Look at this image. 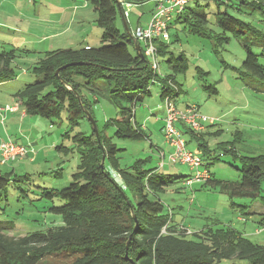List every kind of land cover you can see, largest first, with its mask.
I'll use <instances>...</instances> for the list:
<instances>
[{"label":"trees","instance_id":"obj_1","mask_svg":"<svg viewBox=\"0 0 264 264\" xmlns=\"http://www.w3.org/2000/svg\"><path fill=\"white\" fill-rule=\"evenodd\" d=\"M82 1L91 4L98 13L97 24L103 29L102 44L47 51L32 68L38 79L26 83L14 94L29 115L55 122L67 113L70 130L65 135L71 137L81 159L68 186L43 192V197L51 201H64L50 208L52 213L62 217L63 223L45 231L15 236L7 230L14 229L16 224L0 220V264H38L49 256L69 257V264H220L223 259L264 264V244L254 242L234 227L192 231L184 223L174 222L172 210L159 193L177 179L184 178L186 184L192 175L176 176L158 167L147 168L148 158L122 166L119 154L124 148H120L113 137L140 139L146 136L135 120L138 101L144 95H151V85L155 83L165 97L178 91L175 75L188 70L189 58L184 51H173V39H157L158 55L172 72L155 71L146 57L142 60L139 56L129 28L122 31L118 25L119 17L124 16L125 4L152 0ZM211 2L216 3V11L208 10ZM231 9L247 15L260 13L263 17L264 0H191L175 15L174 21L184 24L192 34L214 37L218 44L228 43L232 37L250 36L261 52H254L251 45L245 44L246 58L239 67L233 68L245 78L264 80V30ZM212 24L220 31H215ZM18 56L16 48L0 51V82L18 77L13 65ZM72 62L78 64L66 66ZM204 88L217 91L213 84ZM102 96L115 107L116 116L106 119L102 128L98 126L99 135L94 129L90 133L72 134L83 120L88 121L86 111L97 121L95 108ZM173 99L177 105L176 98ZM205 126L202 132L186 125L180 128L190 137L187 143L194 141L203 153L204 166L211 173L203 183L219 187L232 198L260 197L263 210L259 213V224L264 227V153L240 154L235 145L240 134L212 148L206 135H220L222 129L212 131L215 122ZM109 127H114L112 136L107 133ZM217 150L221 151L219 155ZM227 154L240 163L241 181L238 183L217 179L211 171L213 161ZM10 182V173L0 174V193L7 190Z\"/></svg>","mask_w":264,"mask_h":264},{"label":"rangeland","instance_id":"obj_2","mask_svg":"<svg viewBox=\"0 0 264 264\" xmlns=\"http://www.w3.org/2000/svg\"><path fill=\"white\" fill-rule=\"evenodd\" d=\"M124 8L129 12L128 16L131 13V16L126 18L130 22L131 34L134 35L135 29L139 27L137 26L139 21L142 26L148 25L147 21L150 18L147 11H144V15H140V12L136 14L135 12L140 8L135 4ZM208 10L216 11V3L211 2ZM231 11L264 30V21H261L264 16L262 17L260 13L247 15L235 9ZM97 16L98 13L91 4H81L78 0H0V51L16 48L19 54L13 62L18 77L4 83L0 82V105L3 107L9 105L6 102L9 101L7 98H10L11 91L14 92L26 83L38 79L32 68L45 57L46 51L79 47L84 38L89 39L94 45H101L103 29L97 25ZM82 17L87 19L84 28L79 25ZM64 21L66 26L61 28V23ZM118 25L122 31L127 30L122 17H119ZM211 26L215 31H220L215 24ZM170 34L173 39L171 45L173 51L176 53L184 51L189 58L188 70L175 75L179 92L174 90L170 96L176 98L181 107L196 104L199 106V115L216 119L215 126L211 130L222 129V132L217 136L206 135L212 148H215L219 142L232 141L235 139V134H240L235 143L240 154L264 153V80L245 78L233 68L239 67L246 58L245 44L251 45V50L254 52H261L255 40L250 36L232 37L228 43L218 44L214 37L190 33L184 24L170 27ZM175 39L178 40L174 42ZM143 44L140 41V45ZM159 60L160 71L163 74L171 73V69L160 57ZM262 62L264 63V58ZM198 67L208 74H202ZM25 71H29L27 75H23ZM209 84L215 85L217 91L206 90L204 86ZM151 88L152 94L144 95L136 106L137 121L146 128V136L140 139L113 137L117 145L124 148L119 154L121 164L127 166L136 159L148 158L147 168L158 167L162 172L176 176L192 175L193 169L189 164L168 161V155L174 151V148L172 146L170 152L171 144L167 141L163 129L165 123L159 121L163 114H166L167 98L160 94L159 84H152ZM2 115L0 113V144L7 138L24 145L31 140L37 143V148H34L35 153H33L36 155L35 160L26 157L2 164L0 158V174L10 173L11 178L7 190L0 193V220L13 221L16 224L14 229L7 230L15 236L37 230L45 231L49 227L61 225L62 217L52 213L50 208L53 205H62L64 201L59 199L51 201L43 197V192L46 189H62L68 186L81 159L75 143L71 137L65 135L66 131L70 130L67 113L65 112L55 122L41 116L34 117L36 122L28 119L22 126L21 133L10 126L9 120H5L7 122L5 124L2 123L5 116ZM95 115L98 126L102 128L106 119L116 116V109L107 97L102 96L95 108ZM89 122L83 120L82 124L75 127L71 133L81 131L90 133L93 125L91 123V126ZM107 133L112 136L114 127H109ZM182 135L186 140L190 138L183 132ZM14 137H18V140ZM189 145L194 148L196 143L190 141ZM59 146L60 149L57 148ZM161 149L167 156L164 167L159 166L160 151L163 159L165 155ZM220 152L217 150L216 154L219 155ZM198 153L203 155L200 150ZM210 167L217 179L234 183L241 181V172L238 169L240 163L230 154L213 161ZM159 195L172 210L174 222H182L192 231L210 227H234L254 242L264 244V227L259 224V213L263 210L260 197L232 198L228 192L220 190L219 187L205 185L203 182H196L191 186L185 185L184 178L177 179ZM262 195H264V182ZM70 262L69 257L49 256L38 264H69ZM220 264L243 263L239 260L223 259Z\"/></svg>","mask_w":264,"mask_h":264},{"label":"built area","instance_id":"obj_3","mask_svg":"<svg viewBox=\"0 0 264 264\" xmlns=\"http://www.w3.org/2000/svg\"><path fill=\"white\" fill-rule=\"evenodd\" d=\"M191 0H158L155 11L148 25L139 26L134 31V36L144 44V53L147 57L150 66L155 71H160V60L156 46V40L161 39L169 41L170 21L173 16L181 13L187 3ZM130 6V4H127ZM128 15V11L125 12ZM164 117V132L167 141L173 146L174 151L169 156L171 163H186L193 169L192 176L187 179L186 184L191 185L194 182H203L210 177V171L204 166V160L199 153H196L188 148L187 140L182 135L181 125H186L193 130L203 131L205 123H214L216 119L199 115L198 106L195 104L189 105L186 109L177 107L173 97H166ZM15 106L0 105V113L15 110ZM35 149L32 145H24L11 138L2 140L0 144L1 163L7 164L22 158L30 157ZM164 154V153H163ZM160 165H164L162 152H160Z\"/></svg>","mask_w":264,"mask_h":264},{"label":"crops","instance_id":"obj_4","mask_svg":"<svg viewBox=\"0 0 264 264\" xmlns=\"http://www.w3.org/2000/svg\"><path fill=\"white\" fill-rule=\"evenodd\" d=\"M77 1V0H76ZM79 1V3H80V1H81V4H85V5H87V4H89L88 2H84V1H82V0H78ZM157 2H158V0H152V1H148V2H145V3H142V4H135V6H137V7H139L140 8V10H138V11H134L136 14H137V12L139 13L140 12V15H144V11H147L148 13H149V20L147 21L148 23L150 22V20H151V18H152V15H153V12L155 11V8H156V6H157ZM133 5V4H132ZM131 5V6H132ZM124 7H125V5H124ZM141 13H143V14H141ZM140 15H138L139 16V18H140ZM129 16H131V13L129 14ZM128 16V17H129ZM122 17V19L124 20V22H125V19H126V17L124 18L123 16H121ZM174 19H175V16H173V18H172V23H171V27L172 26H175V25H177V24H180V23H178V22H176V21H174ZM86 21H87V19L86 18H84V17H82L81 18V21L79 22V25L82 27V28H84L85 27V24H86ZM127 21V24L129 25L130 24V22H128V20H126ZM170 21V22H171ZM97 22V21H96ZM61 28H64L65 26H66V22L64 21V22H62L61 23ZM98 25V24H97ZM137 26H142V25H140V21H139V23L137 24ZM61 28H58V29H61ZM129 28V27H128ZM179 39V38H178ZM88 45H90V46H99V45H94L93 43H91V41H89V39L87 40L86 38H84V41H83V43L79 46V47H76V48H80V47H84V46H88ZM57 49H61V48H57ZM63 49V48H62ZM64 49H66V48H64ZM68 49V48H67ZM51 50H55V49H51ZM50 50V51H51ZM47 52V51H46ZM40 61V60H39ZM28 72L29 71H25V73L23 74V75H27L28 74ZM26 77V76H25ZM7 82V81H6ZM4 83V82H3ZM22 88V87H21ZM20 89V88H19ZM18 90V89H17ZM17 90H15L14 92H10V98H7L9 101H7L6 102V104H9V105H11V106H15L16 107V109L15 110H9V111H6L3 115H5L4 116V120L2 119V123H7V122H5V120H9L10 122H8L9 124H10V126L12 127V128H16L17 129V131L19 132V133H21L22 131H23V125H24V123H25V121L26 120H31L32 122H36L35 121V119H34V117L35 116H32V115H29L27 112H26V110H25V108L21 105V103H20V101H19V98L18 97H16L14 94H15V92L17 91ZM151 94H152V88H151ZM10 102H12L11 104H10ZM177 105H178V107H180V109H186V107L189 105H187V106H185V107H181L180 106V104H179V102H178V100H177ZM136 111V114H135V120L137 121V109L135 110ZM2 115V114H1ZM3 115H2V117H3ZM165 113L163 114V116L160 118V120L159 121H162V124L164 123V117H165ZM158 118V117H157ZM137 123L139 124V122L137 121ZM51 126H53V125H51ZM142 129H143V131L145 132L146 131V128L142 125ZM146 134V133H145ZM16 140H18V137H14ZM29 138V137H28ZM29 140V139H28ZM27 141V140H26ZM17 142H19V141H17ZM194 142V141H193ZM20 143V142H19ZM29 143H31L30 145H32L34 148H37L36 146H37V143L36 142H32L31 140L30 141H28V146H29ZM172 146H170V152L172 151V148H171ZM188 148L189 149H191L192 151H194V152H196V153H198L199 152V149H198V147L197 146H195L194 148L193 147H191L189 144H188ZM162 150V149H161ZM163 151V150H162ZM36 152L38 153V150H36ZM161 152V151H160ZM164 152V151H163ZM33 153H35V151L34 152H32L31 153V155H30V157H29V159L30 160H35V157H36V155H34ZM172 153V152H171ZM170 153V154H171ZM164 154H165V152H164ZM170 154L168 155V161H169V156H170ZM167 156H166V154L164 155V161H165V158H166ZM1 158V157H0ZM166 165V162H165V164L163 165V167ZM194 183H196V182H194ZM194 183H192L191 185H193ZM186 185V184H185Z\"/></svg>","mask_w":264,"mask_h":264},{"label":"water","instance_id":"obj_5","mask_svg":"<svg viewBox=\"0 0 264 264\" xmlns=\"http://www.w3.org/2000/svg\"><path fill=\"white\" fill-rule=\"evenodd\" d=\"M119 8H120V10H122V7L120 4H119ZM125 25H126V28L128 29V25H127L126 21H125ZM134 43H135V47H136L141 59L142 60L145 59V56H144V53L142 51L140 44L137 42V40H134ZM76 64H78V62L68 63V64H66V66L76 65ZM59 72H60V70H57L56 73L59 74ZM86 115H87L88 120L92 123L94 131L96 132L97 135H99V129H98L97 121L95 120V118L93 117V115L89 111H86Z\"/></svg>","mask_w":264,"mask_h":264},{"label":"bare ground","instance_id":"obj_6","mask_svg":"<svg viewBox=\"0 0 264 264\" xmlns=\"http://www.w3.org/2000/svg\"><path fill=\"white\" fill-rule=\"evenodd\" d=\"M125 6H127V4H125ZM127 7H131V4H130V6H127ZM126 10L124 11V16L127 18L128 17V15H126ZM123 16V17H124ZM124 17V18H125ZM125 21H126V19H125ZM126 23H127V21H126ZM128 25V24H127ZM134 36V35H133ZM134 38H135V40H137V42H139V44H140V40L139 39H137L135 36H134ZM143 47V50H144V46H142ZM144 55H145V53H144ZM146 57V56H145ZM147 58V57H146ZM148 60V59H147ZM170 162V161H169ZM164 164H165V161H164ZM184 164V163H183ZM161 166V165H160ZM118 178H119V176H118ZM191 186V185H190Z\"/></svg>","mask_w":264,"mask_h":264}]
</instances>
